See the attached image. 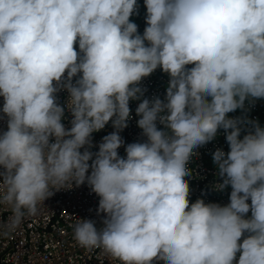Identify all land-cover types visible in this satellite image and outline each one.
I'll return each mask as SVG.
<instances>
[{
    "label": "clouds",
    "instance_id": "clouds-1",
    "mask_svg": "<svg viewBox=\"0 0 264 264\" xmlns=\"http://www.w3.org/2000/svg\"><path fill=\"white\" fill-rule=\"evenodd\" d=\"M144 8L140 35L130 17ZM158 67L170 77L165 99L138 104L146 140L121 157L129 101ZM0 97V205L11 210L0 235L86 183L103 220L78 219L80 247L119 264H264V0H0ZM249 98L262 102L246 112L259 123L227 117ZM109 121L114 131L92 152ZM218 129L230 150L212 154L216 187H231L230 203L190 205L188 162Z\"/></svg>",
    "mask_w": 264,
    "mask_h": 264
},
{
    "label": "built area",
    "instance_id": "built-area-1",
    "mask_svg": "<svg viewBox=\"0 0 264 264\" xmlns=\"http://www.w3.org/2000/svg\"><path fill=\"white\" fill-rule=\"evenodd\" d=\"M146 8L143 14L132 20L134 14L130 17V22L137 25L140 35L143 34L146 20ZM79 52L78 43L74 45ZM187 65L186 68H191ZM158 67L153 73V78L145 77L141 80L139 87L143 90V96L139 100H130V118L128 126L120 132L124 141L118 149L121 157H126L125 148L128 144L145 142L146 137L142 135V130L137 127L136 115L138 104L145 98L151 100L159 97L162 101L165 99L166 89L169 84V75L159 73ZM67 76V73H65ZM79 78L73 77V82ZM68 92L60 90L57 92V102L65 108L62 123L65 128L71 127L72 115L67 109ZM3 105V98L0 97V107ZM262 105L249 98L244 101V111L237 113H228L230 119L240 118L246 121L260 122L258 115H250L254 110ZM240 114V115H238ZM158 128H163L159 123ZM7 118L0 113V132L6 131ZM251 126L244 124L241 127L240 138L248 134ZM114 131L111 121L103 129L92 133V152L98 151V145L102 138ZM231 131V130H229ZM246 132V133H244ZM225 131L218 129L214 139L205 145L194 150L195 155L188 162L191 175L185 177L189 185V204L195 203L198 199L206 204H218L221 207L230 203L231 187L227 186L223 190L217 189V185L223 183V178L218 174V167L213 162L212 154L220 149L228 153L229 145L225 138ZM98 197L91 191L87 184L80 186L72 184L70 188L61 189L55 192L44 203L39 205V211L36 216L26 217L20 226L8 235H0V264H119V261L103 253L102 249H87L80 247L73 239V226L78 223V219H90L96 221L98 228L102 227L101 221L103 214L97 215ZM250 204V200L247 201ZM11 215V210L6 205H0V222H6ZM251 211L245 214V219L250 218ZM247 233L241 237L242 242ZM239 253H237V260ZM152 264H164V261L154 259ZM236 264V261L233 262Z\"/></svg>",
    "mask_w": 264,
    "mask_h": 264
}]
</instances>
